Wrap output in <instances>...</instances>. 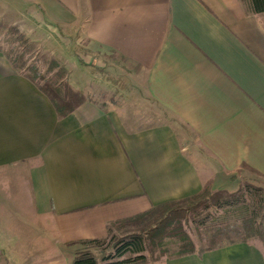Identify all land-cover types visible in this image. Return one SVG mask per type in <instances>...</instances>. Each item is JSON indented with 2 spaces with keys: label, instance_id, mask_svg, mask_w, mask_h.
<instances>
[{
  "label": "crops",
  "instance_id": "obj_1",
  "mask_svg": "<svg viewBox=\"0 0 264 264\" xmlns=\"http://www.w3.org/2000/svg\"><path fill=\"white\" fill-rule=\"evenodd\" d=\"M4 19L44 46L54 37L88 97L59 119L0 52L4 264H73L113 221L210 182L264 184V13L241 0H0ZM101 73L128 86L116 106L89 98L117 91ZM150 264H264V243Z\"/></svg>",
  "mask_w": 264,
  "mask_h": 264
},
{
  "label": "trees",
  "instance_id": "obj_2",
  "mask_svg": "<svg viewBox=\"0 0 264 264\" xmlns=\"http://www.w3.org/2000/svg\"><path fill=\"white\" fill-rule=\"evenodd\" d=\"M251 14L264 13V0H241ZM8 32L15 37L17 52L5 53L15 70L28 78L51 101L59 119L73 114L88 97L75 90L68 81V69L57 59L42 56V68L28 64L27 58L37 52V46L18 28L10 27ZM27 57V58H26ZM80 65L86 66L79 61ZM232 193L214 191L212 183L206 184L197 195L162 205L108 225V237L85 241V251L78 253L73 264H150L161 259H179L195 253L204 254L219 247L244 243L248 239H264V232L256 230L254 218L241 222L246 228L230 229L227 222L210 229L204 225L205 238L198 247L192 236L184 230V224L200 218V212L212 207L223 208L233 202ZM205 224V223H204ZM96 248V252L92 251ZM159 252L156 255L155 252ZM150 259H148V256Z\"/></svg>",
  "mask_w": 264,
  "mask_h": 264
},
{
  "label": "rangeland",
  "instance_id": "obj_3",
  "mask_svg": "<svg viewBox=\"0 0 264 264\" xmlns=\"http://www.w3.org/2000/svg\"><path fill=\"white\" fill-rule=\"evenodd\" d=\"M10 27L18 28V26L11 25L10 22H5V19L0 20V52H3L4 55L8 52L18 51V45L16 44L15 37L8 32V29ZM52 38L55 39L54 37ZM30 40L34 42L32 39ZM52 40L50 42L47 41L45 43V46L39 42H34L37 46V52L29 56L28 58L26 57L28 60V64H35L38 65V67L42 68V63L40 61L42 56H46L47 58H55V56L52 54V48L54 47V42ZM102 73L100 74V81L105 82V80L108 79L114 80L115 84L118 83L116 85L117 91L108 92L106 90H103L96 93V95H94L93 97L89 98L95 101L111 104L113 103L114 106H116L119 104L121 99L120 93L118 91L128 88V86L124 84V80L120 79L119 76L114 78L110 75L103 76ZM120 82L122 84H120ZM131 97L134 98V96ZM232 189V192L228 191L229 193L233 194V197L230 198L233 199V202L230 205L224 204L223 208L218 209L216 207H212L209 210L201 211L200 218H197V220H195L194 222L189 221L184 224V230L192 236L198 247L201 244L200 239L205 238L204 230H202V227L204 225H207L210 229H212L218 227L219 223L227 222L229 223L227 225L231 227L230 229H240L243 233H245L246 228H244V224H242L241 221L243 219L249 220L254 218L257 224L256 230L264 232V184L252 180L239 179L238 181H235L233 183ZM254 239H257L260 242L264 243V239L262 240L259 237H252L248 240ZM92 251L97 253L96 248H92ZM155 254L159 255V252L157 251L155 252ZM148 259H150V256H148Z\"/></svg>",
  "mask_w": 264,
  "mask_h": 264
},
{
  "label": "built area",
  "instance_id": "obj_4",
  "mask_svg": "<svg viewBox=\"0 0 264 264\" xmlns=\"http://www.w3.org/2000/svg\"><path fill=\"white\" fill-rule=\"evenodd\" d=\"M0 264H4V258L1 252H0Z\"/></svg>",
  "mask_w": 264,
  "mask_h": 264
}]
</instances>
